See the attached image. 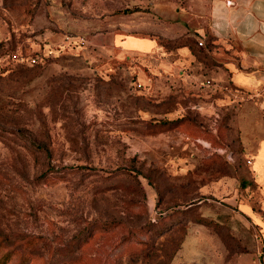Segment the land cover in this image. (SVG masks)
Wrapping results in <instances>:
<instances>
[{
	"label": "rangeland",
	"instance_id": "1",
	"mask_svg": "<svg viewBox=\"0 0 264 264\" xmlns=\"http://www.w3.org/2000/svg\"><path fill=\"white\" fill-rule=\"evenodd\" d=\"M211 1L0 0V264H264V83L164 64Z\"/></svg>",
	"mask_w": 264,
	"mask_h": 264
},
{
	"label": "crops",
	"instance_id": "2",
	"mask_svg": "<svg viewBox=\"0 0 264 264\" xmlns=\"http://www.w3.org/2000/svg\"><path fill=\"white\" fill-rule=\"evenodd\" d=\"M206 13V25L198 31L201 36L210 34V53L216 62L208 65L204 60H195L188 45L183 44L169 52L172 56L164 64L173 65L181 58L185 68L193 67L188 77L202 84H206V79L219 77L245 88L264 83V0H212ZM124 46L140 51L157 47L151 38H134ZM245 143L254 176L263 186L264 137L252 145Z\"/></svg>",
	"mask_w": 264,
	"mask_h": 264
},
{
	"label": "built area",
	"instance_id": "3",
	"mask_svg": "<svg viewBox=\"0 0 264 264\" xmlns=\"http://www.w3.org/2000/svg\"><path fill=\"white\" fill-rule=\"evenodd\" d=\"M197 43H198V44H201V41L198 40ZM209 82H210L209 79H206V80H205V83H206V84L209 83ZM246 161H247V162H250V158H246Z\"/></svg>",
	"mask_w": 264,
	"mask_h": 264
},
{
	"label": "trees",
	"instance_id": "4",
	"mask_svg": "<svg viewBox=\"0 0 264 264\" xmlns=\"http://www.w3.org/2000/svg\"><path fill=\"white\" fill-rule=\"evenodd\" d=\"M183 44H186V43H185V42L180 43V45H183ZM1 261H2V260H0V263H1Z\"/></svg>",
	"mask_w": 264,
	"mask_h": 264
}]
</instances>
